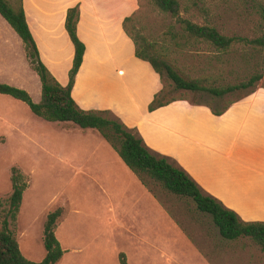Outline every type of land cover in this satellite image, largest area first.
Wrapping results in <instances>:
<instances>
[{
  "label": "rangeland",
  "instance_id": "rangeland-1",
  "mask_svg": "<svg viewBox=\"0 0 264 264\" xmlns=\"http://www.w3.org/2000/svg\"><path fill=\"white\" fill-rule=\"evenodd\" d=\"M257 1L181 0L180 14L193 22L213 25L229 36L253 38L261 27ZM109 8L122 9L125 15L138 8L143 33L160 42L166 55L192 74L221 72L226 81H235L251 71L253 59L248 53L224 54L180 36L174 18L157 12L148 0H110ZM130 56L133 54L128 51L120 53L116 62L127 71L134 91H142L148 86L147 77L134 71ZM94 73L96 79L89 71L82 83L88 87L98 80L94 89L109 97L120 90V80L109 68L104 74L102 70L99 75ZM150 81L146 97L158 86L157 77ZM30 89L33 96L38 94L35 85ZM144 96L130 93L124 103L111 107L105 105V99L96 100L107 116L141 137L151 153L183 169L204 194L215 197L205 187L208 180L203 171L210 162L202 146L211 145L231 167H238L243 160L232 156L231 149L239 122L231 120L233 115L214 118L207 107L188 101L147 113ZM210 99L203 95V101ZM233 106L237 114L245 110L248 115L264 117V78L226 111ZM12 115L19 129L3 125L0 130V225L11 192L10 168L15 166L27 182L17 215L16 238L29 260L40 261L44 256L41 234L46 212L62 207L54 233L64 257L55 264H119L120 251L128 264H264V250L247 237L222 238L210 215L198 211L190 199L162 196L171 213L165 209L97 130L46 121L21 101L15 104ZM216 130L225 132L217 137ZM234 188L218 191L223 200L215 198L224 205V200L238 204L244 217L264 219V192L241 196Z\"/></svg>",
  "mask_w": 264,
  "mask_h": 264
},
{
  "label": "trees",
  "instance_id": "trees-1",
  "mask_svg": "<svg viewBox=\"0 0 264 264\" xmlns=\"http://www.w3.org/2000/svg\"><path fill=\"white\" fill-rule=\"evenodd\" d=\"M148 1L157 12L174 18L179 26L180 36L204 43L220 53H248L253 62L249 74L235 81H226L221 72L192 74L173 62L160 42L149 39L143 33L136 14L138 8H135L123 17L121 28L132 43L134 56L146 63L158 77L159 86L146 106L147 112L178 101H188L195 106H206L212 115L220 116L232 104L253 92L258 82L264 78V0H258L256 4L261 27L259 34L253 38L229 36L213 25L199 24L183 17L180 14L181 0ZM0 15L22 41L29 66L40 81V99L34 102L26 90L6 83H0V93L24 102L35 116L46 121L70 122L80 128L97 130L165 209L169 211L162 196L190 199L198 211L210 215L222 238L235 240L247 237L264 250V220L242 219L235 210L226 207L215 197L204 194L183 169L171 164L164 156L151 153L141 137L132 134L119 120L107 116V110L84 109L76 102L72 96V88L86 49L77 31L80 20L78 2L67 7L64 17V29L73 47L71 65L64 85L51 74L40 57L26 20L23 1L0 0ZM204 94L215 103L203 101ZM10 183L11 192L7 197L0 225V264H55L63 254L54 233L63 208L57 207L46 213L41 234L45 254L40 261L29 260L20 251L16 238L17 215L27 182L15 166L10 168ZM118 263L128 264L122 251L118 253Z\"/></svg>",
  "mask_w": 264,
  "mask_h": 264
},
{
  "label": "crops",
  "instance_id": "crops-1",
  "mask_svg": "<svg viewBox=\"0 0 264 264\" xmlns=\"http://www.w3.org/2000/svg\"><path fill=\"white\" fill-rule=\"evenodd\" d=\"M22 1L26 20L38 47L40 57L51 74L60 83L64 80L61 83L63 85L67 81V72L70 68L73 55V47L63 25L64 17L67 7L76 2L79 3L80 20L77 31L80 39L85 43L86 49L83 62L76 74L72 96L80 107L84 109H101L102 106L97 105L99 102L96 99L98 98L99 100L105 99V105L110 107L120 105L124 103L125 97L133 93L136 95L145 94L143 106L146 110V106L153 93L158 89L159 82L155 91L146 97L150 90V78H155L157 75L146 63L134 56L132 43L121 28V21L126 16L122 9L119 11L110 9V0ZM127 51L133 54V57L130 56V61L132 62L134 71L142 73L147 77L148 86L142 91H134L130 80H128L127 71L116 62V56ZM113 52L115 56L112 54ZM108 68L120 80V90L116 91L113 97H109L103 92L94 89V86L99 82L98 80L88 87L82 83L89 71H91L95 78V71L99 75L102 70L104 74V70H108ZM0 83H6L26 90L34 102L40 99V81L36 73L29 66L22 41L1 15ZM34 85L38 87V94L35 96H33L30 89ZM18 101L20 100L0 93V130L4 128L3 125L8 128H14L13 130L19 129V127L15 126L16 124L13 122L12 115L13 108ZM94 102L96 103L94 104ZM176 103L159 108L153 112H147V110L146 112L154 113L173 106ZM243 111L244 113L237 114L235 113V106H233L230 110L220 115L222 120L225 117L233 115L231 120L239 122L234 130L236 144L231 149L232 156L235 155V158L243 160L240 161L238 167H231V165L221 158L218 150L211 148V145L207 147L208 145L205 143L202 146L203 152H205L204 157L207 159L209 156L208 161L210 162V165L206 166L203 171L204 176L207 178L206 180H208L205 187L219 199H222L223 196L218 191L223 188H230L233 185L236 195L242 196V193L252 191L264 192V117L259 118L255 113L248 115L246 114L247 111ZM212 116L214 118L219 117ZM224 132L225 130L215 131L217 137ZM207 150H209L208 155L206 154ZM233 178H237V180L234 182ZM197 181L200 183L201 180ZM224 203L226 207L235 210L244 220H264L256 217H244L243 211L239 210L238 204L227 203L225 200ZM63 257L64 253L58 262L63 260Z\"/></svg>",
  "mask_w": 264,
  "mask_h": 264
}]
</instances>
